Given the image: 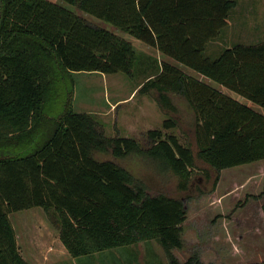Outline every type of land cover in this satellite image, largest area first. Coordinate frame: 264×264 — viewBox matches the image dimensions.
<instances>
[{
    "label": "trees",
    "instance_id": "16d2710c",
    "mask_svg": "<svg viewBox=\"0 0 264 264\" xmlns=\"http://www.w3.org/2000/svg\"><path fill=\"white\" fill-rule=\"evenodd\" d=\"M61 1L264 109V42L205 56L228 26L235 1ZM136 63L131 43L49 0H0V264H28L9 216L34 208L58 213L60 241L75 259L146 239L156 241L171 264H204L199 256L179 263L170 255L183 248V200L150 193L116 163L94 157L97 151L116 159L141 154L171 170L187 191L195 175L191 147L161 130H149L143 146L107 138L69 103L56 118L44 111L48 94L66 75L133 76ZM152 76L144 90L156 89L163 108L177 114L175 95L191 109L199 158L215 172L214 187L223 170L264 160L263 115L168 63ZM176 127L172 118L162 124L164 130Z\"/></svg>",
    "mask_w": 264,
    "mask_h": 264
},
{
    "label": "rangeland",
    "instance_id": "374dc122",
    "mask_svg": "<svg viewBox=\"0 0 264 264\" xmlns=\"http://www.w3.org/2000/svg\"><path fill=\"white\" fill-rule=\"evenodd\" d=\"M49 1L131 43L137 53V63L133 76L122 73L66 75L48 94L44 108L47 115L58 117L69 103L74 113L90 115L107 138H131L143 146L149 130H161L165 137L174 136L180 144L191 147L195 155V175L187 191L179 189V178L171 170H160L141 154L116 159L111 154L97 151L94 157L116 163L135 180L144 183L150 193H165L185 202L187 220L183 224V248L170 252L179 263L193 256H199L204 264L264 262V219L256 207V202H264V160L223 170L214 187L215 172L199 158L193 114L186 101L172 95L178 109L177 114H173L161 106L156 89L144 90L143 85L162 64L168 63L263 116L264 109L112 25L64 1ZM233 1L236 5L228 26L206 48L205 56L210 59L236 45L252 46L264 42V0ZM171 118L177 121V127L162 129L163 122ZM205 172L210 173V179L206 178ZM223 196H229V205L235 206L234 211L246 205V214L221 216ZM9 219L16 232L21 256L28 264H171L166 251L156 241L146 239L128 248L103 253L95 251L90 257L75 259L60 241L57 212L34 208L13 213Z\"/></svg>",
    "mask_w": 264,
    "mask_h": 264
},
{
    "label": "crops",
    "instance_id": "0c3cea01",
    "mask_svg": "<svg viewBox=\"0 0 264 264\" xmlns=\"http://www.w3.org/2000/svg\"><path fill=\"white\" fill-rule=\"evenodd\" d=\"M150 77H153V76H150ZM158 92V91H157ZM159 93V92H158ZM223 172V171H222ZM229 196H223L222 197V208H223V214L221 213L220 215L223 216V217H226L228 215H232L233 216H237V215H245L246 214V209L248 207H242V208H239L237 210L234 211V208H231V206L229 205V202H230V198H228ZM259 200V199H258ZM250 205V204H249ZM264 205V202H256V207L258 209V212L260 217L262 218V220L264 219V214H263V211H262V207ZM228 209V210H227Z\"/></svg>",
    "mask_w": 264,
    "mask_h": 264
}]
</instances>
